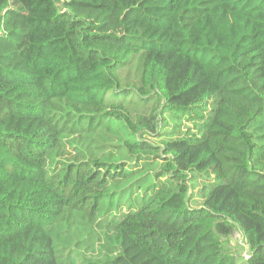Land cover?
Returning <instances> with one entry per match:
<instances>
[{"label": "trees", "instance_id": "trees-1", "mask_svg": "<svg viewBox=\"0 0 264 264\" xmlns=\"http://www.w3.org/2000/svg\"><path fill=\"white\" fill-rule=\"evenodd\" d=\"M0 264H264V0H0Z\"/></svg>", "mask_w": 264, "mask_h": 264}, {"label": "rangeland", "instance_id": "rangeland-1", "mask_svg": "<svg viewBox=\"0 0 264 264\" xmlns=\"http://www.w3.org/2000/svg\"><path fill=\"white\" fill-rule=\"evenodd\" d=\"M183 149L185 150L184 152L185 155L181 160H178L183 167H189L190 165H193L195 161L200 160L201 156L203 155L202 146H197V147L184 146Z\"/></svg>", "mask_w": 264, "mask_h": 264}, {"label": "built area", "instance_id": "built-area-1", "mask_svg": "<svg viewBox=\"0 0 264 264\" xmlns=\"http://www.w3.org/2000/svg\"><path fill=\"white\" fill-rule=\"evenodd\" d=\"M244 257H245V258H248V255H247V254H244Z\"/></svg>", "mask_w": 264, "mask_h": 264}]
</instances>
